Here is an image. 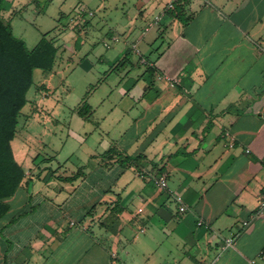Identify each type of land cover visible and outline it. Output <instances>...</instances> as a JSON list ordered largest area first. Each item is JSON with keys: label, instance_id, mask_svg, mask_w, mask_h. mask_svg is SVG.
Segmentation results:
<instances>
[{"label": "crops", "instance_id": "1", "mask_svg": "<svg viewBox=\"0 0 264 264\" xmlns=\"http://www.w3.org/2000/svg\"><path fill=\"white\" fill-rule=\"evenodd\" d=\"M163 1L140 0L125 14L137 29L144 23L124 42L125 67L132 43L153 29L149 50L161 42L139 55L153 75L145 65L124 88L138 116L119 150L141 159L125 168L102 159L71 182L25 171L0 220V264H251L264 250V0H187V24ZM151 10L157 26L147 24ZM161 175L168 190L154 182Z\"/></svg>", "mask_w": 264, "mask_h": 264}, {"label": "rangeland", "instance_id": "2", "mask_svg": "<svg viewBox=\"0 0 264 264\" xmlns=\"http://www.w3.org/2000/svg\"><path fill=\"white\" fill-rule=\"evenodd\" d=\"M138 1L22 0L15 15L4 12L14 36L23 40L28 49H33L44 35L54 38L58 47L53 71L35 72L34 85L27 96L29 102L12 142L15 158L28 175L30 172L32 177L55 175L57 178L53 180L59 182V177L75 176L101 164V155L110 147H124V132L134 127L133 121L138 116L134 107L137 99L127 96L124 88L146 66L139 65L140 54L132 43L130 59L134 66L112 69L122 56L124 42H133L142 31L141 20L138 29L125 22V14L131 13ZM163 4L166 6V0ZM79 5L94 14L81 30L70 21ZM149 13L148 25L155 18L153 10ZM153 31L146 42L137 45V50L149 57L161 44L149 50L158 37L152 38L156 33ZM114 36L117 41L112 40ZM84 102L92 110L89 115L80 116L78 111ZM134 130L136 127L131 131ZM101 169L99 174L108 171ZM110 173L114 179L116 171Z\"/></svg>", "mask_w": 264, "mask_h": 264}, {"label": "trees", "instance_id": "3", "mask_svg": "<svg viewBox=\"0 0 264 264\" xmlns=\"http://www.w3.org/2000/svg\"><path fill=\"white\" fill-rule=\"evenodd\" d=\"M7 4L8 0H0V220L10 211L8 200L17 194L26 178L25 169L15 158L12 142L18 133L22 111L29 102L27 96L34 85L35 72L53 71L58 55L56 40L49 39L48 35H44L31 50L23 40L15 37L10 22L3 17ZM183 6L184 3L176 2L174 9L169 11L183 24H187ZM128 54L129 51L116 62L113 71L127 65ZM147 65L148 72L153 75L154 68L149 62ZM91 110L84 102L78 113L86 116ZM101 156L103 160L115 161L122 168L141 159L140 156L124 154L116 146L110 147ZM78 175L63 180L71 182Z\"/></svg>", "mask_w": 264, "mask_h": 264}, {"label": "built area", "instance_id": "4", "mask_svg": "<svg viewBox=\"0 0 264 264\" xmlns=\"http://www.w3.org/2000/svg\"><path fill=\"white\" fill-rule=\"evenodd\" d=\"M185 1H187V0H174L168 4L167 10H173L176 2L184 3ZM92 16H94V14L91 11H87V9L83 5H79L76 8L75 17L74 18L72 17L70 19V21L73 22L78 27H84L87 24V22L89 21V18ZM160 20H161V15L156 16L153 23L151 24V26L158 25ZM112 40L117 41L118 39L116 36H114ZM105 45L107 48L110 47L108 44H105ZM133 48L138 52V54H140V52L137 50L136 46H134ZM140 62L142 65L148 64V61L144 58H141ZM160 78H162V77H160ZM163 78H165L169 82V85L172 88L175 87L177 82H178L177 80H172L167 76L163 77ZM224 136H225V138L229 139V142L227 143V145L230 147H233L235 143H234V140L231 136V133L227 131V132H225ZM141 177L143 178L144 174H141ZM154 182L162 190H168V188H169L168 187V180H167V177L165 175L154 177ZM175 199H176V202L179 204V211L181 213L186 212L187 206L184 204L183 198L181 196H176ZM263 209H264V202L260 206V210L262 211ZM74 224H75L74 222H71V225H74ZM198 224L202 225L203 222L199 221ZM243 225L247 226L248 223L244 222ZM232 242H233V238L226 239L224 242V245L222 246V249L223 250L226 249L228 246H230L232 244ZM257 260H264V250H262L258 253L256 259L251 260V264H255Z\"/></svg>", "mask_w": 264, "mask_h": 264}]
</instances>
